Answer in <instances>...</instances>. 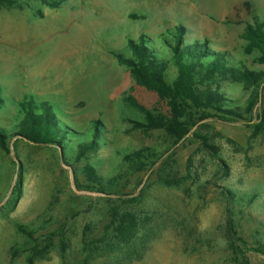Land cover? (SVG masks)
Masks as SVG:
<instances>
[{
    "label": "rangeland",
    "instance_id": "1",
    "mask_svg": "<svg viewBox=\"0 0 264 264\" xmlns=\"http://www.w3.org/2000/svg\"><path fill=\"white\" fill-rule=\"evenodd\" d=\"M49 1L61 4L0 6V133L16 129L19 103L34 100L78 134L63 153L22 139L0 147V264H264V123L253 127L264 88L252 102L247 84L223 82L241 119L183 108L189 131L177 141L146 117L168 121L166 103L113 55L128 56V41L144 36L166 57L160 37L183 26L185 44L206 41L235 70L264 72L260 49L243 37L254 19L264 22V0H240L225 15L217 8L234 0ZM96 123L94 150L77 160L75 141ZM138 150L147 158L125 161ZM114 209L139 221L123 249L111 237Z\"/></svg>",
    "mask_w": 264,
    "mask_h": 264
},
{
    "label": "trees",
    "instance_id": "2",
    "mask_svg": "<svg viewBox=\"0 0 264 264\" xmlns=\"http://www.w3.org/2000/svg\"><path fill=\"white\" fill-rule=\"evenodd\" d=\"M21 1L24 0H0V6H12ZM41 2L48 8H58L61 4L59 1L41 0ZM185 34V27L176 26L160 37L168 48L166 57L149 46L150 41L144 36L139 37L138 40L128 41V56L122 52L113 53L119 63L130 69L136 82L166 103L170 112L168 121L155 122L148 114L146 117L151 127L166 130L177 141L189 131L185 124L179 121L183 117V108L200 112L202 119L216 118L224 122H235L241 119L240 113L227 107L230 101L221 91L223 82L230 83L237 79L247 84L254 90L252 102L257 100L259 92L264 88V72L247 69L237 71L229 65L225 54L211 50L206 41L185 44ZM243 37L260 49L261 56L258 61L264 64V22L254 19L253 25L246 26ZM170 66L175 69V78L169 83L167 71ZM131 103L140 107L134 101ZM18 106L22 119L16 125V129L6 134L0 133V147L5 152H9L7 139H15V141L22 139L34 145L56 147L63 153L65 142L75 137L72 135L78 134L56 119L53 108L48 103L27 100L22 101ZM259 120L258 125H253L256 132L262 129L264 123L262 114L259 115ZM246 124L250 126L249 123ZM98 137L99 127L96 123L89 139L74 140L77 147V160L94 150L95 140ZM203 144L212 148L207 143ZM145 158L147 155L141 150L132 151L124 156L125 161L130 162H138ZM84 169L90 181L97 183L101 191V179L96 170L91 165L85 166ZM111 216V237L117 247L123 249L133 239L138 230L139 221L131 212L118 209H114ZM226 232L231 238L234 230L230 220L227 221ZM29 264H31L30 260Z\"/></svg>",
    "mask_w": 264,
    "mask_h": 264
},
{
    "label": "crops",
    "instance_id": "3",
    "mask_svg": "<svg viewBox=\"0 0 264 264\" xmlns=\"http://www.w3.org/2000/svg\"><path fill=\"white\" fill-rule=\"evenodd\" d=\"M240 0H234L232 4L227 5L225 8H220L224 7V5L221 3L217 9L219 14H227L229 12V9L232 8L234 5L238 4ZM184 8H187L186 6Z\"/></svg>",
    "mask_w": 264,
    "mask_h": 264
}]
</instances>
